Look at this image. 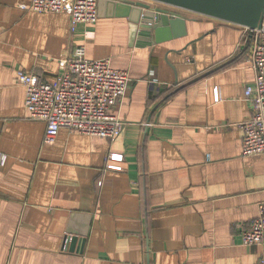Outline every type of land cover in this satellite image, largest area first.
Masks as SVG:
<instances>
[{"label": "crops", "instance_id": "1", "mask_svg": "<svg viewBox=\"0 0 264 264\" xmlns=\"http://www.w3.org/2000/svg\"><path fill=\"white\" fill-rule=\"evenodd\" d=\"M30 2L0 0V264H259L260 247L243 243L264 202V156H242L256 76L247 29L190 12L186 25L133 34L111 6L72 32L68 14L20 8ZM81 46L129 72L114 109L123 132L61 129L47 144L18 71L54 81ZM84 229L82 252L66 249Z\"/></svg>", "mask_w": 264, "mask_h": 264}, {"label": "built area", "instance_id": "2", "mask_svg": "<svg viewBox=\"0 0 264 264\" xmlns=\"http://www.w3.org/2000/svg\"><path fill=\"white\" fill-rule=\"evenodd\" d=\"M21 9L38 13H65L70 16L71 30L81 25L93 26L99 21L98 0H31ZM252 39L251 67L255 83L245 90V98L252 104V115L242 125L244 138L242 156H264V21L260 28L247 29ZM60 75L51 82L41 81L35 73L18 71L17 81L26 91L25 107L32 120L46 124L45 142L53 144L61 129L83 135L116 140L124 129V122L114 112L126 97L131 79L128 71L115 69L109 59L87 58L81 46L59 62ZM221 100L216 90V101ZM122 154L107 157L109 169L121 171ZM7 156L0 152V168ZM246 246H259V264H264V202L259 217L243 233Z\"/></svg>", "mask_w": 264, "mask_h": 264}, {"label": "water", "instance_id": "3", "mask_svg": "<svg viewBox=\"0 0 264 264\" xmlns=\"http://www.w3.org/2000/svg\"><path fill=\"white\" fill-rule=\"evenodd\" d=\"M174 10H184L228 24L237 25L246 29L255 30L261 27L264 21V0H150ZM124 9L121 16L131 20L132 33L138 31V25L144 32H158L160 29H175L176 24L186 25L185 18L176 11L162 8H152L151 5L135 0H98L99 17H105L108 8ZM122 7V8H121ZM117 14V13H116ZM114 13V15H116ZM136 14L137 17L134 18ZM120 16V14H117ZM158 30V31H157ZM74 219V218H73ZM65 238V248L81 246V252L88 236L87 229L83 233L69 232ZM74 234V235H73ZM73 235V236H72Z\"/></svg>", "mask_w": 264, "mask_h": 264}, {"label": "rangeland", "instance_id": "4", "mask_svg": "<svg viewBox=\"0 0 264 264\" xmlns=\"http://www.w3.org/2000/svg\"><path fill=\"white\" fill-rule=\"evenodd\" d=\"M142 1H144L145 3H147L148 5H160V4H158V3H155V2H153V1H150V0H142ZM165 6V5H164ZM168 7V6H167ZM176 11H178V13H188V14H190V12H187V11H184V10H178V9H176Z\"/></svg>", "mask_w": 264, "mask_h": 264}]
</instances>
